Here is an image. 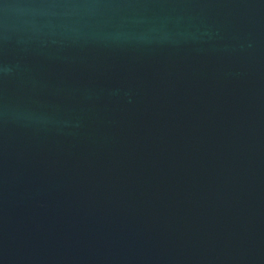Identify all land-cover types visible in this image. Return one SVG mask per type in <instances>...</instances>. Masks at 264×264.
Wrapping results in <instances>:
<instances>
[{
    "label": "water",
    "instance_id": "obj_1",
    "mask_svg": "<svg viewBox=\"0 0 264 264\" xmlns=\"http://www.w3.org/2000/svg\"><path fill=\"white\" fill-rule=\"evenodd\" d=\"M0 264H264V0H0Z\"/></svg>",
    "mask_w": 264,
    "mask_h": 264
}]
</instances>
